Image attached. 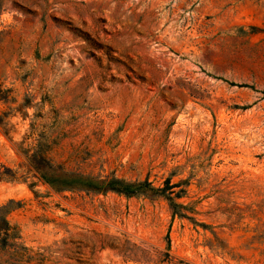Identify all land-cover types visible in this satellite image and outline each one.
<instances>
[{
	"label": "rangeland",
	"instance_id": "rangeland-1",
	"mask_svg": "<svg viewBox=\"0 0 264 264\" xmlns=\"http://www.w3.org/2000/svg\"><path fill=\"white\" fill-rule=\"evenodd\" d=\"M10 201L0 264H264V0H0Z\"/></svg>",
	"mask_w": 264,
	"mask_h": 264
},
{
	"label": "trees",
	"instance_id": "trees-1",
	"mask_svg": "<svg viewBox=\"0 0 264 264\" xmlns=\"http://www.w3.org/2000/svg\"><path fill=\"white\" fill-rule=\"evenodd\" d=\"M106 187L104 188V192L112 190L119 194H124L126 196L137 195L139 192H132L129 190V187H133L122 180H112L109 183H105ZM170 202L173 210L176 209V204L173 203V199L167 197ZM13 201H10L8 205L0 208V250L5 249L8 246L9 240L14 238L12 234H10V224L7 220V215L12 211L10 206L13 204ZM177 214V212H175ZM3 235V236H2Z\"/></svg>",
	"mask_w": 264,
	"mask_h": 264
}]
</instances>
